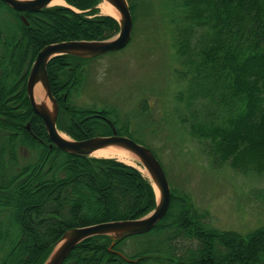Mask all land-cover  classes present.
Wrapping results in <instances>:
<instances>
[{"label": "trees", "instance_id": "trees-1", "mask_svg": "<svg viewBox=\"0 0 264 264\" xmlns=\"http://www.w3.org/2000/svg\"><path fill=\"white\" fill-rule=\"evenodd\" d=\"M64 1L69 8L24 14L28 26L0 2V126L6 129L0 135V218H5L0 221V264H43L66 231L141 219L156 205L151 184L136 169L113 159L50 148L44 124L31 109L26 79L42 48L109 40L119 32L113 18L94 17L99 0ZM180 1L187 27L177 29V55L189 56L186 94L190 101H206L203 114L195 109L190 114V132L204 138L214 160L236 171L264 174V0ZM127 2L133 15L137 3ZM4 11L10 18L2 21ZM194 27L204 32L193 57L189 34ZM70 59L78 60L60 56L47 66L59 113L69 120L67 127L57 122L58 130L75 141L110 136L111 127L95 116L109 119L111 113L78 109L68 102L78 82L74 73L61 79ZM116 133L129 137L120 128ZM20 148L29 150L33 161L16 167ZM172 193L163 220L136 236L144 238L140 251L123 252L126 240L114 244L112 251L134 262L109 251L110 239L98 236L77 245L63 264H264V233L247 239L221 234L206 227L188 202ZM202 254L208 257L206 263H201Z\"/></svg>", "mask_w": 264, "mask_h": 264}, {"label": "rangeland", "instance_id": "rangeland-1", "mask_svg": "<svg viewBox=\"0 0 264 264\" xmlns=\"http://www.w3.org/2000/svg\"><path fill=\"white\" fill-rule=\"evenodd\" d=\"M62 1L64 4L60 6L69 8ZM135 2L137 8L131 14L132 35L123 50L94 59L68 61L69 67L61 79L66 80L69 74L74 73L78 80L68 102L78 109L111 113L109 119L95 117L110 126L112 133L117 134V128L125 130L131 139L149 148L164 170L170 193L173 192L178 199L183 197L202 217L206 227L229 236L236 234L243 239L255 232L263 234L264 174L236 171L218 159L214 160L202 141L204 138L190 132V123L193 122L190 114L194 109L203 114L205 109L202 105L206 101H190L186 94L190 78L186 74L189 56L177 55V29L187 27L183 19L186 17L178 6L181 1ZM101 3L99 0L94 17L107 16L101 14ZM70 9L78 12L73 7ZM1 14L2 21L10 18L5 11ZM203 32V28L194 27L189 34L190 55L193 57ZM36 86L45 97L41 84ZM45 99L50 107L49 100ZM57 122L61 126H69V120L62 111L58 113ZM58 132L73 140L64 130ZM5 133L6 129L0 126V135ZM3 159L8 166L6 153ZM32 161L29 150H17L16 167ZM142 177L151 184L149 178ZM153 191L156 198L154 188ZM176 209L174 207L173 211ZM4 219L1 216L0 221ZM143 239H128L121 249L126 254H134L143 247Z\"/></svg>", "mask_w": 264, "mask_h": 264}, {"label": "water", "instance_id": "water-1", "mask_svg": "<svg viewBox=\"0 0 264 264\" xmlns=\"http://www.w3.org/2000/svg\"><path fill=\"white\" fill-rule=\"evenodd\" d=\"M53 0H0L7 7L20 14V19L28 26L23 14L38 13L49 8ZM110 4L118 13L119 33L116 37L104 41H71L49 44L36 55L26 81V95L33 113L39 117L47 132L50 148L55 147L61 152L80 157H91L97 150L116 147L126 151L142 165L154 189L157 190L156 206L144 218L97 224L83 228H73L66 231L56 243L43 264H63L69 254L80 243L92 237L106 236L110 239L109 251L115 243L127 238L144 235L154 229L168 213L171 193L166 175L161 164L147 147L137 142L115 135L107 137H93L83 141H73L63 138L56 128L58 105L53 97L47 75L48 64L56 57L71 56L79 59H93L124 49L130 42L133 20L127 0H101ZM40 83L45 91V102H36L34 87ZM125 262L132 263L119 252H114Z\"/></svg>", "mask_w": 264, "mask_h": 264}, {"label": "bare ground", "instance_id": "bare-ground-1", "mask_svg": "<svg viewBox=\"0 0 264 264\" xmlns=\"http://www.w3.org/2000/svg\"><path fill=\"white\" fill-rule=\"evenodd\" d=\"M63 4H64V2L62 0H53L49 6L51 7V6L63 5ZM99 9L101 11V14L113 17V18L118 20L119 15H118L117 11L107 2L103 1L99 5ZM34 96H35L36 100L40 99V102L41 101L45 102V100H46L45 97L42 96V93H41L38 86H35V88H34ZM62 137H64V136H62ZM92 157L115 159L119 162H122L126 165H129V166L136 168L144 177L148 178V174H147L146 170L140 165L138 160L135 159L133 156H131L126 151L121 150L119 148H116V147L103 148V149H100V150H97L96 152H94L92 154ZM155 191H156V194H158L156 189H155Z\"/></svg>", "mask_w": 264, "mask_h": 264}, {"label": "flooded vegetation", "instance_id": "flooded-vegetation-1", "mask_svg": "<svg viewBox=\"0 0 264 264\" xmlns=\"http://www.w3.org/2000/svg\"><path fill=\"white\" fill-rule=\"evenodd\" d=\"M27 129H28V127H27ZM207 258H208L207 255H203V254H202V257L200 258L201 263H206V261L208 260ZM188 264H189V263H188ZM215 264H217V263H215Z\"/></svg>", "mask_w": 264, "mask_h": 264}]
</instances>
